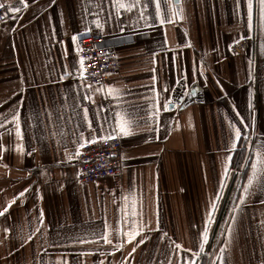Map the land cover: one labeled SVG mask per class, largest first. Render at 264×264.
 <instances>
[{
	"label": "crops",
	"instance_id": "1",
	"mask_svg": "<svg viewBox=\"0 0 264 264\" xmlns=\"http://www.w3.org/2000/svg\"><path fill=\"white\" fill-rule=\"evenodd\" d=\"M168 3L162 0V15L172 22L155 20L151 4L145 27L139 8L121 10L117 19L112 0H0L20 9L0 21V114L11 129L0 128V264H193L233 153L225 150L234 138L229 125L243 131L244 118L249 154L264 140V78L256 85L249 79L250 62L251 71L264 62V34L258 0L251 34L246 0L239 8L237 0H180L182 19L171 16ZM86 32L133 39L118 49L119 70L104 85L79 78L71 37ZM241 37L247 46L232 55ZM109 87L118 95H106ZM85 95L90 99L83 101ZM17 109L22 141L11 122ZM118 111L131 122L130 134L116 137L120 173L79 183L80 134L88 140L110 133ZM21 143L23 153L16 150ZM249 171L250 164L225 217L218 264L264 261V186L254 182L239 200ZM125 220L144 227L130 243L122 235L131 227ZM105 225L113 245H122L118 251L97 239Z\"/></svg>",
	"mask_w": 264,
	"mask_h": 264
},
{
	"label": "snow or ice",
	"instance_id": "2",
	"mask_svg": "<svg viewBox=\"0 0 264 264\" xmlns=\"http://www.w3.org/2000/svg\"><path fill=\"white\" fill-rule=\"evenodd\" d=\"M21 4H25V0H20ZM161 3L162 0H147V2H143V0H130V2H128V0H112V7H114L116 9V16L117 19H119L120 15H122L121 10L127 11V12H131L133 11L134 8H139L141 9L139 16L140 19H142L144 21V26L145 27H151V25L148 23V19L149 16H151V13L148 11L149 7L151 4L155 5V20L159 21L161 24L164 23H171L172 20L168 19V17L162 15V8H161ZM240 3L241 0H237V7H240ZM259 3V23H260V31L262 34H264V0H258ZM179 4H180V0H169L168 3V12L171 14V16L177 18V19H182V15H181V10L179 9ZM246 4H247V16H248V30H249V34H251L252 31V27H253V0H246ZM5 7L4 4H0V8ZM9 11L12 12H19L20 9L16 8V7H11L9 8ZM111 18V17H109ZM2 19V18H0ZM96 26L98 28H103V26L98 22V20L96 21ZM121 31H123V28L121 29ZM244 37H241V39H243ZM249 38H251V36L249 35ZM73 43L75 44L77 39H78V35L77 34H73V36L71 37ZM81 49H77V51H80ZM261 54L264 55V47H262L261 49ZM83 57L80 58V69H78V75L79 78L81 80H83L84 78V71H83V62H84ZM153 63H155V61H153ZM65 75H70L71 73H69L67 71V68L65 69ZM203 73L201 72V75ZM63 79V76H61V80ZM155 76H153V81H155ZM249 79H252V71H251V62H250V71H249ZM88 87V86H86ZM98 91H103V89H98ZM193 94H195V89L192 90ZM119 90L117 89H113L111 87H109L107 89L106 95L108 96H113L115 97L116 95H118ZM251 96V93H250ZM79 100V98H77ZM83 101H87L90 99V97L88 95H85L83 98ZM77 106L83 107L82 102L79 103ZM251 102L249 103V108H251ZM168 108V104L166 103L164 105V109L167 110ZM83 112H84V119L86 122H88V127L89 129H91L92 124L91 121H88V109L87 107H83ZM239 115V114H237ZM21 113L20 110L17 109L16 110V114L13 115L11 117V122H14L15 124V136L18 140L22 141L23 140V133H22V128H21ZM10 121L6 118L3 117L2 114H0V128H3L6 132L11 133V129H8L6 127L7 124H9ZM105 124L108 123V121H104ZM115 128L108 134L106 135H100L97 136L96 134L92 135L91 139H83V133H81V140L76 142L78 144L77 150L75 155H79V149L81 147H83L85 144L87 143H94L96 142L97 139H113L116 138L119 135H129L130 134V121L128 119H125L122 115L121 112H116L115 114ZM240 123L244 124L245 127L243 129V131L240 128H237L234 124H230L229 127L232 130V134H233V139L231 140L230 146L228 148H226L225 150L229 153L234 152L237 150V141H240L241 138L243 139V142L241 143V148H246L247 145L250 142V137L248 136V125L245 122L243 117H240ZM253 135H255V122L253 120ZM16 150L23 153L24 149H23V145L21 144H17L16 146ZM35 150V149H34ZM68 159H73L74 156L72 155H68L67 157ZM229 161L231 160V155L228 156L227 158ZM243 160L245 163L250 164V171L248 172V176H247V181L245 182V184L243 185V193L239 196V200L241 202H243L245 200V197L247 195L250 194V188L251 186L254 184V182H259L261 183L262 186H264V140L259 139L255 142V145L253 146V150L251 154H246L243 157ZM243 164L239 165L240 168H243ZM227 172H228V168L227 165H225L224 167V176H227ZM223 179L221 181V187H223ZM28 189L25 188L22 192H20L18 195L19 196H23L25 192H27ZM219 198V197H217ZM264 202V201H262ZM10 206V205H9ZM211 209H215L216 204L215 202L211 203L210 205ZM237 207H239V205H237ZM7 209L5 208L4 211H6ZM3 213H0V215H2ZM135 213L133 212V215ZM125 215H127V213H125ZM234 218V217H233ZM41 223L43 222V213L41 212ZM212 219V214L211 212L208 213V220ZM125 224H131V227L128 228V230L124 231L122 233L123 237H125L126 239L124 240V243H130L132 241H134L136 239V237L144 231V227L142 225H137L135 224V222L132 221H124ZM231 226H229L230 228ZM5 231H7V229H5ZM117 232V239L120 238L119 235V229L114 230ZM207 232H208V227H207V221H206V226L204 228V231L200 234V239H199V244L198 247L200 249V252L204 251V247L205 244L208 241V236H207ZM147 237H142L137 246H139V244H143L144 240ZM29 240L31 239V237L28 238ZM97 239H102L104 244H109V245H113L112 239L110 238V234L108 232V226L105 225L104 231L102 233L101 236L97 237ZM81 243H83L84 241H80ZM115 250H119L122 245L121 244H115L113 245ZM180 245H176V248H179ZM136 248L133 247L132 248V252H135ZM221 252H223V248H221ZM131 252L129 253V256H131ZM65 264H67V262L65 261ZM100 264H103V262H100ZM261 264H264V261L261 262Z\"/></svg>",
	"mask_w": 264,
	"mask_h": 264
},
{
	"label": "built area",
	"instance_id": "3",
	"mask_svg": "<svg viewBox=\"0 0 264 264\" xmlns=\"http://www.w3.org/2000/svg\"><path fill=\"white\" fill-rule=\"evenodd\" d=\"M32 0H25L29 3ZM0 8V21L11 17L13 12L8 4ZM78 58H85L83 62L84 78L87 85H104L110 76L119 70L118 49L133 44V39L118 38L114 40L105 39L103 36L86 32L78 35L76 41ZM247 41L242 39L230 46L232 55L244 51ZM81 67V65H80ZM264 78V62L254 63L252 70V81L256 85ZM80 154L75 156L77 167V181L82 184H97L118 175L122 169V145L117 138L96 140L87 143L79 149ZM230 208V206H229ZM230 212L228 209L227 214Z\"/></svg>",
	"mask_w": 264,
	"mask_h": 264
},
{
	"label": "trees",
	"instance_id": "4",
	"mask_svg": "<svg viewBox=\"0 0 264 264\" xmlns=\"http://www.w3.org/2000/svg\"><path fill=\"white\" fill-rule=\"evenodd\" d=\"M242 142L243 141L238 143L237 150L232 153L231 160L229 161L228 172L224 180V186L222 187L219 198L216 202L212 219L208 224V241L205 244L204 251L198 252L193 264H210L213 261L212 259H214L216 253L215 249L217 247L216 241L225 221V213H227L230 203L232 202L233 204L238 198L249 165L243 160L244 155L249 154L248 146L246 148H241ZM241 164L244 165L243 168L239 167ZM238 178H242V180L240 185L236 188V192L234 194L235 185ZM225 226L226 224L223 225V234L225 231Z\"/></svg>",
	"mask_w": 264,
	"mask_h": 264
},
{
	"label": "rangeland",
	"instance_id": "5",
	"mask_svg": "<svg viewBox=\"0 0 264 264\" xmlns=\"http://www.w3.org/2000/svg\"><path fill=\"white\" fill-rule=\"evenodd\" d=\"M241 180L242 178H238V180L236 181V186H235V189L240 185L241 183ZM235 190H234V194H235ZM233 199V198H232ZM229 215V213H225V217H227ZM225 224V222L223 223V225ZM223 225H222V228H221V231L219 233V237L217 239V247H216V253H215V256H214V259H212V263L210 264H218L219 262V259H220V253H221V248H222V243H223ZM200 251V249L198 250ZM198 255V254H197ZM197 257V256H196Z\"/></svg>",
	"mask_w": 264,
	"mask_h": 264
}]
</instances>
